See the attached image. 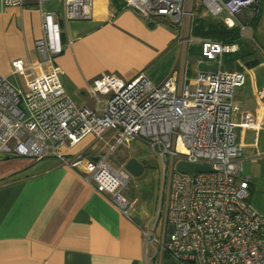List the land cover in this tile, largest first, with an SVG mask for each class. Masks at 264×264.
Instances as JSON below:
<instances>
[{
  "label": "built area",
  "instance_id": "1",
  "mask_svg": "<svg viewBox=\"0 0 264 264\" xmlns=\"http://www.w3.org/2000/svg\"><path fill=\"white\" fill-rule=\"evenodd\" d=\"M26 1L0 0V7H22ZM35 1L41 5L48 0ZM62 1L68 20L97 18L103 11L104 0ZM120 1L147 19L178 24L197 17L187 8L190 2L214 17L226 13L228 26L244 30L258 16L261 0ZM198 41L202 60L208 62L220 64L224 54L238 49L222 40ZM25 49V59H15L8 72H0V156L56 157L80 169L97 193L129 216L138 202L125 193L133 175L108 159L120 145L142 140L164 165L163 203L154 226L143 232L146 258L168 257L180 264H264V215L250 204L249 178L242 175L249 149L246 132L261 123L251 114H243L238 123L231 120L236 89L246 80L243 71H198L194 87L179 85L173 75L157 83L141 70L103 71L87 85L86 95L96 102L91 108L71 99L55 64L64 47L54 11H43L42 35ZM259 94L264 99V87ZM89 135L103 141L97 157L74 151ZM181 161L211 169L181 172Z\"/></svg>",
  "mask_w": 264,
  "mask_h": 264
},
{
  "label": "crops",
  "instance_id": "2",
  "mask_svg": "<svg viewBox=\"0 0 264 264\" xmlns=\"http://www.w3.org/2000/svg\"><path fill=\"white\" fill-rule=\"evenodd\" d=\"M187 8L198 20L205 17L190 2ZM44 10L54 11L61 21L64 50L55 57V64L60 66L67 94L78 105L95 107L96 102L86 95L87 85L103 71L141 70L157 83L173 75L179 85L194 87L199 61L193 72L186 62L190 39L201 37L193 33L191 38L184 37L189 21L196 17H186L177 25L166 18L149 21L120 0H104L101 16L81 20L65 18L62 0L41 5L27 0L22 7H0V25L12 27L18 20L26 35L21 40L10 32L9 55L0 44V72H8L15 59H25V45L41 37ZM256 21L249 25L253 35H242L235 41L238 49L224 54L218 64L222 71L246 75L235 92L233 121L251 114L261 123L259 129L246 132L249 149L242 175L249 178L250 204L264 215V99L259 94L264 87V45L255 38ZM225 61L229 62L224 65ZM97 143L89 135L74 151L97 157L102 149ZM32 160L20 156L0 160V264H180L168 257L148 260L144 253L143 232L154 224L156 191L141 195V205L125 216L95 191L80 169L53 156ZM145 214L152 218L143 223Z\"/></svg>",
  "mask_w": 264,
  "mask_h": 264
},
{
  "label": "rangeland",
  "instance_id": "3",
  "mask_svg": "<svg viewBox=\"0 0 264 264\" xmlns=\"http://www.w3.org/2000/svg\"><path fill=\"white\" fill-rule=\"evenodd\" d=\"M262 9H263V12L261 14L260 22L258 23V20H257V18L260 15V12H258V16L255 18V20L253 22H255L257 20L255 23L256 24L255 25L256 26L255 27L256 28L255 38L258 42H260L262 45H264V33L262 31V29L264 30V0L262 3ZM5 10L6 9L3 8V10H1V12L3 13V12H5ZM199 13L204 14V16H205L204 18H199L200 21L207 20V19H215V20L220 19L221 21H226V19L228 17V15L226 13H222L217 17L218 19L214 18L208 12V10H206L205 7H203ZM63 15H64V12H63ZM197 18L198 17H196L195 19H197ZM149 21H150V19H149ZM189 23H190V27H189V30L186 29L187 35H185L184 39L188 38V37L191 38L190 34L193 32L195 22H192L190 20ZM12 24H14L12 27H8L7 24H1L0 25V44L1 43L3 44L2 46L4 47V51H3L4 54L8 50V39L10 37V35H9L10 32L13 31L16 38H19L21 40H25L26 35L23 32L22 25L18 23V20H17V24H15L14 21L12 22ZM238 26L240 27L242 35H244V37H250L251 35H253V32L250 30L249 27L247 29L242 30L241 26L240 25H238ZM228 27H230V26H228ZM242 35H241V37H242ZM210 39H212V38H210ZM238 40L239 39H237L236 42H238ZM236 42H235V44L238 45V43H236ZM232 43H234V42H232ZM9 54H10V51H8L6 53V55H9ZM201 57H202V47L200 46V42H198L197 39L191 38L190 39V48H189V52L187 55V62H186L187 68H189L190 71L193 72L196 68L197 61L201 62ZM199 62H198V64H199ZM227 62H229V61H225L224 65H226ZM230 64H232V62H230ZM10 80L12 82H15L14 78H11ZM231 120L233 123H238V122H234L232 118H231ZM98 143L100 144V146L103 145L102 140H98ZM13 157H18V156H13ZM131 158L138 159L144 165L145 170L141 176H133L132 177V180L130 181V183L127 185V187L125 189V193L131 198H136L138 200L137 206H140L141 202H142L141 201V195H152L156 191V204H155L156 207L154 208L153 218L151 217L152 218L151 222L154 220V224H155L156 218L158 215V210L160 208V204L163 203V201H162L163 187H164L163 160L160 156L156 155L152 151L151 147L146 142L137 139V140L131 141V143H127V145L126 144L120 145L111 154L108 161L114 167H125V164ZM169 170H170V168H169ZM92 186L95 189V186L94 185H92ZM166 196H167V192L165 191L164 192V198L165 199H166ZM163 215H162V219H161L160 223L158 224L157 230H156V234L158 237H160V234H161L162 222H163V218H164ZM148 219H149V215L145 214L144 219H143V223H146ZM154 224H153V226H154ZM144 253L146 254V248L145 247H144Z\"/></svg>",
  "mask_w": 264,
  "mask_h": 264
},
{
  "label": "trees",
  "instance_id": "4",
  "mask_svg": "<svg viewBox=\"0 0 264 264\" xmlns=\"http://www.w3.org/2000/svg\"><path fill=\"white\" fill-rule=\"evenodd\" d=\"M193 35L200 36L204 38H212L217 40H222L227 43L235 42L237 39H240L242 32L238 25L233 27H228L224 21L207 19L200 21L197 19L194 20ZM174 25L178 23L171 22ZM32 161H37L33 159Z\"/></svg>",
  "mask_w": 264,
  "mask_h": 264
},
{
  "label": "water",
  "instance_id": "5",
  "mask_svg": "<svg viewBox=\"0 0 264 264\" xmlns=\"http://www.w3.org/2000/svg\"><path fill=\"white\" fill-rule=\"evenodd\" d=\"M199 71H209V72H217L219 67L217 62H208L202 60L198 64ZM13 156L3 155L0 156V160H8L12 159ZM125 168L133 175V176H141L144 173L145 167L144 165L136 158H131L125 164ZM210 166L204 164H194L185 161H181L178 164V170L181 172L192 174L194 171L200 170H210Z\"/></svg>",
  "mask_w": 264,
  "mask_h": 264
},
{
  "label": "bare ground",
  "instance_id": "6",
  "mask_svg": "<svg viewBox=\"0 0 264 264\" xmlns=\"http://www.w3.org/2000/svg\"><path fill=\"white\" fill-rule=\"evenodd\" d=\"M219 67V66H218ZM219 70V69H218Z\"/></svg>",
  "mask_w": 264,
  "mask_h": 264
}]
</instances>
